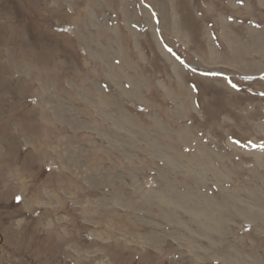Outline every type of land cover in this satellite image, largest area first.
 Instances as JSON below:
<instances>
[{
    "label": "rangeland",
    "instance_id": "rangeland-1",
    "mask_svg": "<svg viewBox=\"0 0 264 264\" xmlns=\"http://www.w3.org/2000/svg\"><path fill=\"white\" fill-rule=\"evenodd\" d=\"M0 264H264V0H0Z\"/></svg>",
    "mask_w": 264,
    "mask_h": 264
},
{
    "label": "bare ground",
    "instance_id": "bare-ground-1",
    "mask_svg": "<svg viewBox=\"0 0 264 264\" xmlns=\"http://www.w3.org/2000/svg\"><path fill=\"white\" fill-rule=\"evenodd\" d=\"M134 214V213H133ZM136 214V213H135ZM151 223V222H150ZM153 223V222H152Z\"/></svg>",
    "mask_w": 264,
    "mask_h": 264
},
{
    "label": "snow or ice",
    "instance_id": "snow-or-ice-1",
    "mask_svg": "<svg viewBox=\"0 0 264 264\" xmlns=\"http://www.w3.org/2000/svg\"><path fill=\"white\" fill-rule=\"evenodd\" d=\"M233 87H235V85H233Z\"/></svg>",
    "mask_w": 264,
    "mask_h": 264
}]
</instances>
